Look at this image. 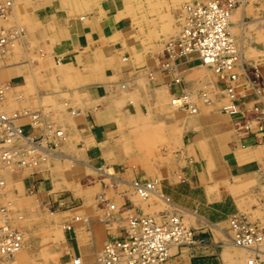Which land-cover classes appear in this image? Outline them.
Here are the masks:
<instances>
[{
    "label": "crops",
    "instance_id": "0c3cea01",
    "mask_svg": "<svg viewBox=\"0 0 264 264\" xmlns=\"http://www.w3.org/2000/svg\"><path fill=\"white\" fill-rule=\"evenodd\" d=\"M18 1L26 23L17 45L22 51L18 60L6 64L0 78L8 82L9 93L20 90L19 99L35 98L33 107L42 114L39 128H31L22 119L25 132L41 137L47 132L43 126L49 124L64 133L57 137L51 132L41 139L57 159L46 168L32 169L22 181L30 197L54 209L52 222L62 228L60 245L52 249L57 259L74 264L78 257L80 264H90L106 240L124 235L128 219L167 212L206 234L208 243L171 248L170 258L162 264L234 261L225 225L228 217L250 210L257 217L255 222L261 225L262 218L264 226V198L255 206L248 198L264 182V114L258 109L256 115L252 113L257 92L246 83L238 84L230 102L239 99L243 105L236 102L240 112L235 114H222L218 99L189 117L184 109L170 107V97L187 87L197 99L201 85H210L213 93L222 84L212 72L209 76L214 81L202 77L194 59L175 58L174 73L163 67L160 42L166 35L146 25L144 18L150 14L139 18L144 11L136 7L138 2L156 0ZM157 2L163 9L168 7L163 15L168 11L175 15L178 6L186 3ZM259 62L244 60L249 75L254 66L264 75V63ZM64 161L74 163L73 167L60 170ZM71 177L90 182L82 199L73 195ZM133 181L155 182L167 201L139 198L132 191ZM21 254L33 257L31 249Z\"/></svg>",
    "mask_w": 264,
    "mask_h": 264
},
{
    "label": "built area",
    "instance_id": "2783aa9c",
    "mask_svg": "<svg viewBox=\"0 0 264 264\" xmlns=\"http://www.w3.org/2000/svg\"><path fill=\"white\" fill-rule=\"evenodd\" d=\"M242 0H214V6L203 5L197 7L198 10L189 8L186 17L188 24L184 25L179 31L177 38L170 44L165 45V62L163 67L170 71L173 68L168 63L170 55L187 58L194 56L201 58L203 62L211 64L216 72H224V76L232 79L234 74L231 72L229 57L234 54L230 46V40L224 19L232 7ZM197 6V4H195ZM11 1L0 0V18H6L10 12ZM17 31L0 26V55L5 49L12 46ZM235 57V56H233ZM1 65V61H0ZM219 80L223 82L226 93L231 92L227 81L218 74ZM178 82V78L174 79ZM4 88L0 85V173L11 172L19 168H36V165L50 157H55V151L48 146L41 138H47L51 132L54 135L63 137L59 130L53 129L49 124L47 132L41 137L25 132L23 126L18 123L22 118H29L31 128L39 127V120L42 114L38 111L22 109L12 114L3 110L5 98ZM259 102H256L255 109L260 111L264 108V93ZM256 97V94H255ZM244 98V97H241ZM233 99V98H232ZM234 99L233 102H238ZM243 105V102H240ZM232 103L229 110L231 114L240 112L236 105ZM252 113L256 115L257 111ZM264 114V113H261ZM261 130V127L258 126ZM47 142V141H46ZM8 171V172H7ZM5 179L0 174V196L4 193L2 187ZM133 188L136 193L146 198L154 194V183L135 181ZM6 205L0 206V221ZM160 219L155 220L150 215L132 217L128 220L124 229V235L120 238H111L105 241L103 246L95 254V259L91 264H161L169 256L171 247H194L205 244L207 238L200 232L184 227L177 217L168 213H160ZM3 222V221H1ZM230 228L232 230L231 242L235 246L245 247L250 253L248 264H257L254 251L259 241V235L255 224H250L241 215L232 214L229 217ZM0 227V251L10 253L18 246L22 234L11 228ZM74 264H80L79 258H74ZM83 264V263H82Z\"/></svg>",
    "mask_w": 264,
    "mask_h": 264
},
{
    "label": "rangeland",
    "instance_id": "374dc122",
    "mask_svg": "<svg viewBox=\"0 0 264 264\" xmlns=\"http://www.w3.org/2000/svg\"><path fill=\"white\" fill-rule=\"evenodd\" d=\"M184 1L187 2L189 0H184ZM14 2H15L16 9L18 8L16 11L17 24L19 27L21 26L20 28H23L26 25V23L24 22V18L20 15V13L22 14V10H21V9H23L22 5L21 6L19 5L18 0H14ZM151 3H155V5L157 7L154 6V8H152V9L149 8ZM171 4H173V1H171ZM184 4L185 3L183 2L182 4H180V6H178V8H181ZM165 5H166V3H165ZM142 6H144V8H142ZM136 7H139V10L144 11V13H142L139 16V18H141V17L143 18L146 16V14H150V18H146V17L144 18L146 25H151V29H153L154 31L159 29V30H161L159 33L166 35V37H163L162 41L160 42L161 50L160 49L159 50L162 52L164 42L166 40H168L169 38L174 37L177 34V30H178L177 23L178 22L176 23V21L180 20V16L178 18L176 17V15L178 16V14H179L178 10H177V13L175 15H174L173 11H168V12L164 13V15H163V10L167 9L168 7L167 8L165 7L164 9L161 8L162 6L160 5L159 2H157V0L154 2H143V3L138 2ZM171 8H173V6ZM158 9L159 10L161 9V10L157 11ZM153 11H157V12L154 13ZM238 11H239V9H238ZM237 17H239V18H237ZM240 19H242L243 22H245V23L243 24L244 26H240V28H239L238 21ZM27 21H28V19H27ZM28 24H30V23H27V25ZM231 24H232V26H234L232 32H233L234 36L236 37L237 42H239L243 46V48H245L244 49V56H245L244 60H246V59L247 60L248 59L249 60H260L259 63H264V2H262L260 0H250L245 5V8L240 9V12L238 13V15L234 16L231 19ZM251 25H253V26H251ZM170 27L172 28V30H170ZM162 31H165V32H162ZM31 37H33V36L31 35ZM240 39H242L243 41H239ZM32 48L30 50V55L33 57V53H34L35 49L33 50ZM21 51H22L21 47L17 46L14 49L12 55L11 56L9 55V57H11V59L8 58L5 61V64H8L10 62L18 60L19 56L21 54L20 53ZM257 51H259L260 53ZM253 52H255V53H253ZM198 69H200V68H198ZM200 71L204 72V70L203 69L199 70V74L202 77H205L210 81L215 80L214 77L212 78L209 76V74L211 73L210 70L206 71L205 73H202ZM0 73H1V71H0ZM213 88H215V87H213ZM16 91H17L16 93L5 94V99L3 101V109L5 112L12 114L16 111L19 112L22 109H28L30 111H36L37 110L36 108L33 107V104H35V98H32V96H30L31 98L26 97L27 99H25V98L20 97V99H19L18 96H19L20 90L17 89ZM215 91L216 90L214 89L213 93ZM211 94L212 93H210L209 97H210L211 101H214L215 99H213V96L211 98ZM190 99H191V101L194 100V106H195L194 108L196 111L194 113H191L188 110L190 107L184 109V111H186V115L188 117L191 115H197L200 112L201 106L202 107H208V108L211 107V105H208V106L202 105V103H200L201 100L199 101L198 98L195 99L193 95L190 96ZM228 101H230V99ZM228 101L225 103H229ZM241 101H243V100H239L238 102L240 103ZM168 102H169V100H168ZM220 103H221V101H220ZM169 105H170V103H169ZM171 107L173 108V106H171ZM219 107H220V105H219ZM219 107H218V109H219ZM221 113L228 115L223 110L221 111ZM26 119H29V118H24V120H26ZM18 123L20 124L21 121H19ZM189 131L190 130L188 129V131H187L188 137L190 135ZM55 159H57L56 156H55V158L50 157V158L46 159L45 161H41V163H40V165H38V167L39 168H41V167L46 168L49 166L51 161H53ZM67 164L69 166H72V167L74 165V163L63 162V164L62 163L60 164L59 169H62V167L65 169L69 168V166ZM72 167H70V169H73ZM34 169H36V168H34ZM12 171H14L16 173H21V171L18 169L12 170ZM25 174L26 175L32 174V168L29 167V168L24 169L23 173H21L20 175L16 174L18 176L14 177V179L11 180L12 184L7 182V184H6L7 186H5L6 188L3 191V193H4L2 195L3 197L0 198V205H3V204L6 205L7 202H8V206L10 205L9 211H11V213H12V219L10 221H12L11 223L13 224V225L11 224V227L20 231L23 234V236L25 235L24 237L22 236V238H21L23 241V247L21 250L25 251V250L31 249L33 257L31 259L22 258V257H20L21 254L17 253V254H14L8 258L2 257L3 259H2L0 264H63L64 261L63 260L59 261L55 255V253L52 252L53 247H57L60 245L61 230H62L61 227L54 225V223L52 222L53 218L55 217L54 209H49V208H46V207L40 205V203L36 202L34 197H30L31 195L26 193V191L22 188L21 179H19V181H18V177H25L26 176ZM72 178L73 179L69 178L70 179L69 182H72V189H77L79 191L80 190L82 191L83 189H87L88 188L87 186L90 185V182L86 178H78V177H72ZM107 181H109V180L107 179ZM10 185H12V186H10ZM153 189L156 192V194L163 196V194H161L159 192L158 186L156 184L154 185ZM132 190L141 199H147V198L149 199V198H154V197L156 199V197H157V195L155 194L154 197H152V195H149L150 197L148 196L146 198H142L136 193V191L134 190L133 187H132ZM81 194H83V193H81ZM74 196L80 197V198L82 197V195H79V194H77V195L75 194ZM243 196L246 197V195H243ZM165 198L166 197H164L163 199H165ZM248 198H250L251 206L258 205L259 199L264 198V182H262L261 186L259 188H257L255 192H252L250 194V196H248ZM8 199H9V201H8ZM10 200H11V202H10ZM81 201L83 202V200H81ZM96 203H98V201H96ZM236 214L241 215L244 218V220H246V222H248L250 224L257 225L258 227L261 228V232H263L262 227H261V226H263V223H262L263 219L262 218H260L261 225H259L254 220L257 218L256 215H254L250 210L247 211L246 213L242 211L240 213L237 212ZM229 217L225 223V225H227V227L230 226ZM48 218H49V220H48ZM218 225L220 227H223L222 223H218ZM24 233H26V234H24ZM263 237H264V234L261 236L260 243H258L256 246V248L260 251V253L256 257L257 264H264V238ZM231 249L233 250V254L235 255V257H237V256L238 257H237V259L234 258V261H232V263L229 262L226 264H247V259L249 256L248 251H245L243 249H240L241 250L240 251L238 248L233 247L232 245H231ZM237 249L239 250V252ZM241 252H243V253H241ZM69 264H71V263H69Z\"/></svg>",
    "mask_w": 264,
    "mask_h": 264
},
{
    "label": "bare ground",
    "instance_id": "6f19581e",
    "mask_svg": "<svg viewBox=\"0 0 264 264\" xmlns=\"http://www.w3.org/2000/svg\"><path fill=\"white\" fill-rule=\"evenodd\" d=\"M11 1V7H10V12L7 14V16H6V18H0V26L2 27H5V28H8V29H11L12 31H17V33H16V37H15V39H14V43H13V45L12 46H10V47H8L7 49H5L4 51H3V53L0 55V61H1V65H0V71H2L3 69H4V67L6 68L7 67V65L5 64V61L9 58V55L11 56V54L13 53V50L17 47V45L20 43V42H22V39H23V32H24V29L23 28H20L19 26H18V24H17V21H16V11H17V9H16V7H15V2H14V0H10ZM250 0H242L240 3H238L237 5H235L234 7H232L231 9H230V11H229V13H228V15H227V18L226 19H224V24H226V28H227V31H228V36H229V40H230V43H231V45L232 46H230V48L232 49V50H234L233 51V55H232V57H229V58H227V59H229L228 61L230 62V67H231V72L234 74V76L232 77V79H230V78H227V77H225L224 76V72H221V73H218V72H216V70H214L213 69V67H211L212 65L211 64H209V63H205V62H203V60L200 58H195L194 56H188L186 59H189V60H191V59H194V60H196L197 62H196V66H197V68H201V69H204V70H206V69H208V70H210L217 78H218V80H219V77H218V74L219 75H221L226 81H227V84H228V87H230L231 88V92L230 93H226L227 92V89L225 88L224 89V85H223V82H221L220 80H219V82L222 84V86L221 87H219L216 91L217 92H214V93H212L211 92V90H210V92L212 93L211 94V98H212V96H213V99H218L219 101H222L219 105H220V107H219V111L221 110H223V111H225L226 113H228V114H231L230 112H229V110L228 109H230L231 108V106H232V103L230 102V101H228L229 99L230 100H233L232 99V96H234V90H235V88H236V86L238 85V84H240V83H246V85H249L254 91H256L257 93H256V95L258 96V102L260 101V99H261V97H263L262 96V93H259V88H264V75H262L261 74V72H260V69L258 68V67H256V66H254V67H252V69H253V74L252 75H249V73H248V71H247V69L245 68V66H244V49L245 48H243V46L239 43V42H237V40H236V37L234 36V34H233V32H232V30H233V28H234V26H232V24H231V19L234 17V16H237L238 15V13L240 12V9H244L245 8V5L249 2ZM260 1H262V2H264V0H260ZM214 2V0H189V1H187L181 8H178V12H179V14H178V16L176 15V17L178 18L179 16H180V20H177L176 21V23H177V26H178V30H177V34L174 36V37H172V38H169L168 40H166L165 42H164V44H163V51H162V55H163V63L165 62V45H166V43H170V44H172V42L177 38V35H178V33H179V31L183 28V26L184 25H186V24H188L187 23V21H186V17H187V14L190 12L189 11V8H190V10L191 9H194V11H197L198 10V8L197 7H200V6H203V5H210V7H212V6H214L215 4L213 3ZM195 4H197V6L195 5ZM154 6H156L155 5V3H151V5L149 6V8H154ZM157 7V6H156ZM238 9H239V11H238ZM187 11H189V12H187ZM243 11V10H242ZM241 11V12H242ZM154 13L156 12V11H153ZM238 12V13H237ZM240 17V16H239ZM239 17H237V18H239ZM146 18H147V16H146ZM172 23V22H171ZM245 22H243V20L242 19H240L239 21H238V25H239V28H240V26H244L243 24H244ZM151 26V25H150ZM168 26V25H167ZM251 26H253V25H251ZM250 27V26H249ZM255 27V26H254ZM255 29V28H254ZM170 30H171V27H170ZM239 30V29H238ZM258 30V29H257ZM134 33V32H133ZM240 33V32H239ZM244 33V32H243ZM239 41H243L242 39H240ZM255 50V49H254ZM253 50V51H254ZM258 52V51H257ZM253 53H255V52H253ZM134 54V53H133ZM136 54V53H135ZM246 54V53H245ZM233 56H235V57H233ZM159 57H160V55H159ZM247 57V56H246ZM32 58V57H31ZM175 58H177V56L175 55V54H173V55H170L169 56V58H168V63L169 64H171L172 66H173V68L172 69H170V71L169 72H171V73H174L175 72V64H174V59ZM252 58V57H251ZM250 58V59H251ZM33 59V58H32ZM158 59V58H157ZM160 60V62H162ZM10 61V60H9ZM254 61H257V60H254ZM33 62V61H32ZM159 62V61H158ZM26 63H27V60H26ZM162 63V64H163ZM27 64H29V63H27ZM33 64V63H32ZM64 64V63H63ZM62 65V64H61ZM60 65V66H61ZM30 67V66H29ZM33 67V66H32ZM57 67V66H56ZM46 68V67H45ZM60 68V67H59ZM63 68H64V66H63ZM70 68V67H69ZM68 68V69H69ZM61 69V68H60ZM71 69V68H70ZM93 69V68H92ZM22 71V70H21ZM61 71V70H60ZM63 71H64V69H63ZM69 71V70H68ZM59 74V73H58ZM23 75H25V74H23ZM50 75H51V73H50ZM175 75V74H174ZM66 76V75H65ZM59 77V76H58ZM67 77V76H66ZM43 78V77H42ZM178 77L175 75V79H177ZM63 79V78H62ZM65 79V78H64ZM48 80V79H47ZM180 80H179V78H178V82H179ZM67 82V81H66ZM33 83V82H32ZM68 83V82H67ZM131 83V82H130ZM109 84V83H108ZM0 85H2L3 86V88H4V93L5 94H7V93H9L10 92V86L8 85V82L6 83L5 81H3V80H1L0 79ZM32 85V84H31ZM119 87H122V86H119ZM113 88V87H112ZM189 87H187V91L185 90L183 93H181L180 95H176V96H172V97H170V99H169V103H170V105L171 106H173V108H180V109H186V108H189L188 110L191 112V113H194L196 110H195V106H194V102L193 101H191V99H190V96H191V94L192 93H189L188 91H189V89H188ZM209 89H210V85H209V88H207V84H203V85H201V89H200V87H199V89H198V92H200V93H198V95L196 96V97H198V99H199V101L201 100V102L200 103H202V105H211V106H213L214 105V101H211V99H210V97H209V95H210V92H209ZM56 92H59V91H56ZM45 93V92H44ZM49 93V92H48ZM51 93H52V91H51ZM67 93V92H66ZM145 94V93H144ZM160 94V93H159ZM34 95H36V94H34ZM33 95V96H34ZM38 95V94H37ZM20 96V95H19ZM46 96V95H45ZM58 96V95H57ZM11 97V96H10ZM155 97H157V96H155ZM33 98V97H32ZM58 98H61V97H58ZM57 98V99H58ZM63 98V97H62ZM61 98V99H62ZM128 98H129V96H128ZM147 98V97H146ZM5 99V98H4ZM18 99V98H17ZM55 99H56V97H55ZM60 99V100H61ZM141 99H145V98H141ZM156 99V98H155ZM10 101V100H9ZM8 101V102H9ZM61 101H63L64 102V99L63 100H61ZM129 101V100H128ZM131 101V100H130ZM229 102V103H225V102ZM59 102V101H58ZM76 102V101H75ZM217 102V101H216ZM215 102V103H216ZM170 106V107H171ZM2 107H3V105H2ZM12 108V107H11ZM10 108V109H11ZM36 108V107H35ZM146 108V107H145ZM51 109V108H50ZM74 109V108H73ZM255 109V108H254ZM4 110V109H3ZM256 110V109H255ZM13 111V110H12ZM30 111V110H29ZM7 113V112H6ZM41 113V112H40ZM48 113V112H47ZM47 113H46V115H47ZM261 113H264V108L261 110ZM49 118V117H48ZM51 118V117H50ZM22 119H24V118H22ZM22 119H20L19 121H21ZM18 121V122H19ZM47 121H48V119H47ZM52 121V120H51ZM41 122V121H40ZM155 123V122H154ZM37 128H39V127H37ZM36 129V128H35ZM144 129H146V128H144ZM26 130V129H25ZM58 130V129H57ZM37 131V130H36ZM61 131V132H60ZM34 132V131H33ZM59 132L60 133H62V136H63V131L61 130V129H59ZM58 137V136H57ZM42 139V138H41ZM52 140V139H51ZM50 142V141H49ZM53 142H54V140H53ZM57 143V142H56ZM70 144V143H69ZM128 145V144H127ZM63 146V145H62ZM69 147H71V146H69ZM116 148V147H115ZM120 149H122L121 147H120ZM58 150V149H57ZM60 151V150H59ZM58 152V151H57ZM64 152V151H63ZM71 153H72V151H71ZM62 155V154H61ZM63 155H65V154H63ZM56 156V155H55ZM71 156V155H70ZM53 158H55V157H53ZM68 158V157H67ZM73 159V158H72ZM80 159V158H79ZM74 160V159H73ZM76 160V159H75ZM69 161V160H68ZM65 162V161H64ZM67 162V161H66ZM62 164H63V162H62ZM38 165H40V163L39 164H37L36 165V168H38ZM68 165V164H67ZM83 165H84V163H83ZM86 165V164H85ZM69 166V165H68ZM86 166H88V165H86ZM85 167V166H84ZM88 168V167H87ZM91 168H92V166H91ZM17 169L18 170H20L21 171V173H23V171H24V169L23 168H19V167H17ZM49 169V168H48ZM84 169V168H83ZM82 169V170H83ZM61 170V169H60ZM94 170H97V169H94ZM104 170V169H103ZM211 170V169H210ZM29 171V170H28ZM78 171V170H77ZM86 171V170H85ZM93 171V170H92ZM101 171V170H100ZM2 173H0V174H2L3 175V177H4V179H5V182H4V186L1 188L2 189V191H4V189L6 188L5 186H7L6 184H7V182L8 183H10V184H12L11 183V180H13L14 179V177H16V176H18V175H16V174H21V173H16V172H14V171H11V172H8V173H4L5 171H1ZM40 172V171H39ZM62 172V171H61ZM87 172V171H86ZM85 172V173H86ZM104 171H102V173H103ZM106 172V171H105ZM26 173V172H25ZM50 173V172H49ZM58 173V172H57ZM79 173V172H78ZM81 173H83V172H81ZM55 174V173H54ZM72 174H74L75 175V172L74 173H72ZM26 175V174H25ZM56 175V174H55ZM30 176H31V174H30ZM50 176H51V174H50ZM54 177V176H53ZM60 177V176H59ZM64 177V176H63ZM67 177V176H66ZM109 177V176H108ZM113 177V176H112ZM19 179H21V181H23L24 180V177H18V181H19ZM71 179H73L72 177H71ZM103 179V178H102ZM106 179V178H105ZM52 180V179H51ZM68 180V179H67ZM116 180V179H115ZM60 181V180H59ZM121 181V180H120ZM155 181V180H154ZM13 182V181H12ZM53 182V181H52ZM54 182H55V180H54ZM62 182V181H61ZM64 182V181H63ZM122 182V181H121ZM150 182H153V181H150ZM113 183V182H112ZM117 183V182H116ZM119 183V182H118ZM125 183V182H124ZM135 183V181H133L132 183H131V187H134L133 186V184ZM153 183H155V182H153ZM64 184V183H63ZM106 184V183H105ZM114 184H115V182H114ZM94 185V184H93ZM112 185V184H111ZM123 185V184H122ZM126 185V184H125ZM155 185V184H154ZM10 186H12V185H10ZM67 186V185H66ZM94 186H96V184L94 185ZM116 186V185H115ZM120 186V185H119ZM28 187V186H27ZM88 187V186H87ZM55 188H57L56 186H55ZM61 188V187H60ZM67 188H70V187H67ZM126 188V187H125ZM62 189V188H61ZM58 190V189H57ZM66 190V189H65ZM68 190V189H67ZM102 190V189H101ZM115 190V189H114ZM72 191H73V195H77V194H79V195H82L81 193H84L85 192V190L83 189L82 191L80 190H77V189H72ZM133 191V190H132ZM158 191V190H157ZM10 192V191H9ZM89 192V191H88ZM88 192H86L87 194H89ZM91 192V191H90ZM128 192H130V191H128ZM11 193V192H10ZM28 193V192H27ZM86 194V195H87ZM156 194V192H154V194H152V197H154V195ZM14 195V194H13ZM132 195V194H131ZM157 195V197H160L161 199H162V197L164 198V197H166V196H161V195H159V194H156ZM1 197H3V196H0V198ZM85 197V196H84ZM133 197V196H132ZM150 197V196H149ZM157 197H156V199H157ZM9 198V197H8ZM95 197H93V199H94ZM97 198V197H96ZM155 198V197H154ZM148 199V198H147ZM7 200V199H6ZM36 200V199H35ZM103 200V199H102ZM145 200V199H144ZM149 200V199H148ZM160 200V199H159ZM164 200V199H163ZM166 200V199H165ZM8 201H9V199H8ZM86 201V200H85ZM101 201V200H100ZM99 201V202H100ZM157 201H158V199H157ZM162 201V200H161ZM161 201H159V202H161ZM167 201V200H166ZM10 202H11V200H10ZM14 202V201H13ZM84 202V201H83ZM88 202V201H87ZM103 202V201H102ZM101 203V202H100ZM6 204V203H5ZM4 205V204H3ZM41 205V204H40ZM163 205V204H162ZM162 205H160V207L162 206ZM1 206V205H0ZM10 206V205H9ZM9 206H8V202H7V204H6V208H5V211H4V213H3V219H1V221H3V222H1L0 221V227H3V228H1L2 230L3 229H5L6 227H8V228H11V229H13V230H15V231H18V230H16V229H14L13 227H11V222L12 221H10L11 219H12V213H11V211H9ZM12 206V205H11ZM43 206V205H42ZM41 206V207H42ZM113 207V206H112ZM172 207V206H171ZM108 208H110L109 206H108ZM172 209V208H171ZM168 210V209H167ZM68 211V210H67ZM163 212V211H162ZM163 213H167V212H163ZM192 213V212H191ZM151 214V213H150ZM168 214H170V213H168ZM184 214V213H183ZM188 214V213H187ZM233 214H235V213H233ZM170 215H173V214H170ZM232 215V214H231ZM230 215V216H231ZM56 216V215H55ZM141 216H144V215H141ZM151 216V215H150ZM173 216H175V217H177V219L179 220V222L184 226V227H186V228H188V229H192V230H195V231H198V232H200L201 233V231L199 230V229H196L195 227H193V228H190V227H187V226H185L182 222H181V218L179 219V217H178V215H173ZM196 216V215H195ZM77 217V216H76ZM138 217V216H137ZM140 217V216H139ZM155 220H159L160 219V217H159V215H155V216H152ZM79 218V217H78ZM132 218V217H131ZM192 219V218H191ZM14 220V219H13ZM48 220H49V218H48ZM129 220V219H128ZM199 221V220H198ZM196 222V220L194 221V223ZM126 223H128V221H126ZM185 223V222H184ZM188 223V222H187ZM209 223V222H208ZM230 224V223H229ZM13 225V224H12ZM203 225H205V224H203ZM127 226V225H126ZM256 227H257V232H258V237H259V241L257 242V243H260V240H261V236L263 235V232H261V228L260 227H258L257 225H255ZM264 227V226H263ZM22 229V228H21ZM201 229V228H200ZM204 229V228H203ZM228 230H229V233H230V239H228V240H230V242H231V237H232V230H231V228H230V226L228 227ZM217 232V231H216ZM18 233H21L20 231H18ZM22 234V233H21ZM24 234H26V233H24ZM203 236H205L203 233H201ZM218 234H219V232H218ZM223 235V234H222ZM222 235H220V236H222ZM22 236H23V234H22ZM25 236V235H24ZM23 236V237H24ZM206 237V236H205ZM207 238V237H206ZM210 238V237H209ZM224 238V237H223ZM264 238V237H263ZM219 239V238H218ZM221 239V238H220ZM225 239V238H224ZM208 243V238H207V242L205 243V244H201V245H206ZM225 243H226V241H225ZM222 245V244H221ZM231 245L233 246V247H236V248H238L239 250L240 249H243V250H245V251H248L249 253H250V251L247 249V248H245V247H240V246H235V245H233V243L231 242ZM197 246V245H196ZM226 246V245H225ZM229 246V245H228ZM257 246V245H256ZM255 246V247H256ZM22 247H23V241H22V239H20V242L18 243V246L14 249V251H12V252H10V253H4V252H1L0 251V257H3V258H8V257H10V256H12V255H14V254H17V253H22L23 251L21 250L22 249ZM227 247V246H226ZM171 248H175V247H171ZM170 248V249H171ZM177 249L178 248H180V247H176ZM181 248H183V246L181 247ZM186 248H192V247H186ZM261 248V247H260ZM169 249V253L171 254L172 253V251ZM176 249V250H177ZM222 249H224V248H222ZM237 249V250H238ZM257 249V248H256ZM172 250H174V249H172ZM232 250V249H231ZM239 250H238V252H239ZM241 251V250H240ZM244 251V252H245ZM96 252V251H95ZM98 252V251H97ZM226 252V251H225ZM255 252V254H259L260 253V251L257 249V251H254ZM263 252V251H262ZM175 253V252H174ZM237 253V252H236ZM241 253H243V252H241ZM223 254H224V252H223ZM22 255V254H21ZM173 255V254H172ZM232 257V256H231ZM238 257V256H237ZM237 257H235V255H234V258H236L237 259ZM169 258H170V256H169ZM249 258H251L250 257V255L248 256V259ZM226 259V258H225ZM229 259H231V258H229ZM235 259V260H236ZM246 259V258H245ZM248 259H247V264H248ZM227 262V261H226ZM164 263V262H163ZM229 263V262H228ZM232 263V262H231ZM91 264V263H90ZM162 264V263H161Z\"/></svg>",
    "mask_w": 264,
    "mask_h": 264
}]
</instances>
